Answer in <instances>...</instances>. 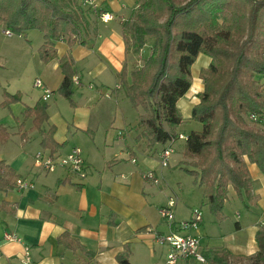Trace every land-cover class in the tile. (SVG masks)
Returning a JSON list of instances; mask_svg holds the SVG:
<instances>
[{
  "label": "crops",
  "instance_id": "1",
  "mask_svg": "<svg viewBox=\"0 0 264 264\" xmlns=\"http://www.w3.org/2000/svg\"><path fill=\"white\" fill-rule=\"evenodd\" d=\"M101 5L113 18L102 22L92 14L82 17L80 34L84 43L81 45L76 40L69 45L66 39L55 42L56 57L47 63L38 56L43 33L33 43L22 36H6V29L0 24V125L9 135L0 143V161L15 173L13 180L22 178L34 184L30 190H19L14 185L12 189L0 191V264H22L25 248L30 264H119L117 255L126 248L129 264L165 262L168 247L158 243L155 235L170 232L171 227L161 218L159 209L171 196L166 195L164 203L158 201L164 193L162 176L157 182L142 178L145 172L158 177L152 158L159 157L165 146L156 144L147 149L145 139L136 141L140 132L136 126V109L133 120L122 116L125 126L116 129V138H107L105 134L103 141L97 142L95 136L100 127H111L115 121V111L109 113L104 108L116 107L122 97L126 98L119 74L125 69L130 83V72L142 66L152 46L146 57L141 53L144 47L138 54L126 51L124 36H130L127 29L139 6L137 0H102ZM17 37L19 40L11 41ZM67 53L72 57L75 71L72 104L59 93L53 106L45 103L48 119L41 129L46 132L54 127L53 138L60 147L51 155L63 156L75 146L81 148L84 178L63 168L47 172L35 167V155L41 150L49 154L50 151L40 146L42 136L32 128V120L24 121L22 117L26 107L51 99L50 95L43 99L44 90L50 94L58 92L63 80L58 61ZM209 62V57L200 54L191 66L190 88L176 103L182 116L176 132L184 123L191 125L194 121L191 110L199 102L197 94L203 91L198 69L207 67ZM36 80L42 88L34 86ZM32 88L41 94H33ZM4 91L19 93L20 101L2 107ZM63 99L69 108L64 106ZM57 102L64 106L65 116ZM177 134L186 137L181 132ZM244 160L250 175L249 193L239 202L244 214L234 212L235 231L230 236L219 233L215 238L207 237L211 233L200 227L201 221L197 228L188 230L199 237L202 253L226 249L231 253L233 264H240L239 258L257 253L255 233L264 225V176L255 164L249 163L246 157ZM181 161L192 159L183 157ZM197 188L201 198L203 189ZM228 194L238 198L231 187ZM175 198V222L189 220L196 206L192 204L187 209V205L177 203L178 195ZM201 199L206 205L207 200ZM225 209L216 216L209 212L208 217L221 227L222 219L227 217ZM10 210L12 213H8ZM7 234L17 236L20 241L5 239ZM201 237L207 238L205 245L201 244ZM177 264L195 263L187 260Z\"/></svg>",
  "mask_w": 264,
  "mask_h": 264
},
{
  "label": "trees",
  "instance_id": "2",
  "mask_svg": "<svg viewBox=\"0 0 264 264\" xmlns=\"http://www.w3.org/2000/svg\"><path fill=\"white\" fill-rule=\"evenodd\" d=\"M77 1L0 0V24L16 36L30 29L43 33L38 56L47 63L56 57L55 42L66 39L71 45L77 40L82 45V17H97L83 0L79 3L85 10L72 7ZM137 4L127 29L130 36H124L126 51L138 54L152 39L151 54L130 72V83L125 69L119 74L125 97L138 111L140 132L135 139H145L147 149L156 144L171 147L179 139L175 129L182 116L176 103L190 88L191 66L198 55L208 56L210 62L200 72L203 91L191 110V119L201 124V130H191L184 138L183 157L192 161L184 162L189 168L182 169L202 187L209 212L219 215L229 187L240 200L249 193L244 157L264 176V0H137ZM58 62L63 80L57 91L72 104L74 62L69 53ZM3 96L2 107L20 101L19 93L4 91ZM22 117L32 120V128L42 136L40 146L50 155L60 147L53 126L46 132L41 129L48 119L46 104L26 107ZM8 136L0 125V143ZM14 178L0 161V191L12 189ZM255 241L257 253L239 258L240 264L244 260L264 264V225ZM128 255L126 248L117 255L118 263L129 264ZM203 255L207 264H233L226 249L206 250Z\"/></svg>",
  "mask_w": 264,
  "mask_h": 264
},
{
  "label": "rangeland",
  "instance_id": "3",
  "mask_svg": "<svg viewBox=\"0 0 264 264\" xmlns=\"http://www.w3.org/2000/svg\"><path fill=\"white\" fill-rule=\"evenodd\" d=\"M79 2L80 1L78 0L76 6L74 3V5H72V7L80 8L81 10L83 8V10H85L84 7H82V8L80 7ZM40 35H41V32L37 29H34V30H30L28 32L26 31V33L24 35L25 37L24 36H22V37L26 38L28 41L32 40L33 43H36L37 39H40V37H41ZM22 37H20V39L22 40L21 42H24ZM18 38L19 37H17L16 39L11 38V41L19 40ZM150 46H152V39L147 40V43L144 46L143 52H141L144 55V57H146L147 54H149ZM19 58H20V55L16 57V59H19ZM203 69H206V67L198 69L199 78H200V72ZM151 71H152V69H151ZM263 81H264V78H263ZM203 87H204V84H203ZM32 91H33V94H35V95L41 94L40 90L32 88ZM57 94H58V92L57 93L53 92L52 94H50L51 99L43 102L42 104L49 103L51 106H53L54 105V103H53L54 98H56V97L58 98V96H59V94L58 95ZM62 102H65L66 105H64V106L66 108H69L66 100L63 99ZM57 104L59 106L61 114L63 116H65L66 110L64 109V106L58 102L56 103V105ZM111 108L105 107L104 109L109 111V113H110V110L115 111V114H116L115 121L113 122L111 127H107V128L100 127L95 132L97 142H102L103 139L105 138V134H107L106 135L107 138H110L112 136H114L116 138V132H117L116 129H120V128L123 129V127L125 126V123H124L125 120L122 119V116H123V118H125V116H127V120H130V119L133 120L137 115L136 110L130 105L129 101L124 97H122L120 99V103L118 106H116V107L112 106ZM120 109H122V110L120 111ZM109 116L111 119L113 117L112 113L109 114ZM191 130H197V131L201 130V124L197 123L196 121H193V123H191V125L184 123L181 126V128L178 130V132H181V133L187 135V133H189ZM184 142H185L184 139H182V140L177 139L172 144L171 147H172L173 152L169 158L167 168L161 167L158 157L154 156L152 158V162H154V164H155L154 165L155 169H157V171H158V177L156 175L155 176L157 177V179H160V176H162L164 179V180H161V183H163L164 193L159 195L158 201L164 203L166 195L171 196L170 197L171 199L176 200L175 197H177V195H178L177 203L181 204V206L187 205V206H185V208H187V207H190V205L194 204L196 206V208H194L195 210H199V209L201 210V222H200L201 226L200 227L201 228L204 227L205 230L207 231V233H211V234H208L207 237L215 238V236H218L219 233L223 234V235H229L230 233L235 231V224L234 223L237 220L234 217V212L240 211V212H242V215L244 214L243 213L244 212L243 207L239 203L240 199L236 198V197L232 198L231 195L228 194V200L225 201V203H224V205L226 206V209L223 208V209H225V213H226L227 217L222 219L223 222L221 223V227H220V224L211 221V218L208 217V216H211V215H209L210 214L209 210L205 204L203 205V201L201 199L202 197L200 198L201 193H200L199 189L197 188L198 186L194 184L193 178L186 171H184L182 169V168H189V165H187L186 163L181 161L183 159ZM79 145H81V142H79ZM42 151L43 150H41L40 152H42ZM43 153H45L46 155L49 154L47 152H43ZM145 173H148V172H145ZM151 182H153V180ZM177 209H178V206H177ZM174 217H175V214H174ZM182 221H184V220H181L178 222H182ZM221 228H222V230L220 231ZM206 243H207V238L204 239L201 237V244L205 245ZM232 263H234V261Z\"/></svg>",
  "mask_w": 264,
  "mask_h": 264
},
{
  "label": "built area",
  "instance_id": "4",
  "mask_svg": "<svg viewBox=\"0 0 264 264\" xmlns=\"http://www.w3.org/2000/svg\"><path fill=\"white\" fill-rule=\"evenodd\" d=\"M101 1L102 0H83V4L94 12L100 21L107 22L113 17L111 14L103 10ZM4 34L8 37L12 36V33L7 30L4 31ZM74 83L78 84L76 80ZM34 86L36 88H42V84L39 80L35 81ZM49 95L50 92L48 90H44L43 99L48 98ZM250 118L255 119L254 116H251ZM179 139H184V136L179 135ZM172 152V147L168 146L160 151L158 158L162 168L168 167V161ZM33 160L35 167L43 169L47 172H52L58 167L66 169L68 172L76 174L81 178L86 176L82 150L77 146L73 147L63 156H54L50 154L46 155L43 152H38ZM132 162H134V160ZM142 178L157 182V178L152 172L142 173ZM15 186L19 190H30L34 188V184L32 182L22 178H17L15 180ZM175 204L176 200L170 198L168 199L166 205L159 209L161 218L164 219L171 227L169 233L155 235V240L158 243L164 244L168 247V253L163 264H177L187 260H192L195 264H207L200 247L199 237L188 232V230L197 228L199 222L201 221V210L192 211V215L189 220L175 222ZM5 239L20 241L17 236L11 234H7ZM25 257V261L22 264H30L27 248H25Z\"/></svg>",
  "mask_w": 264,
  "mask_h": 264
}]
</instances>
